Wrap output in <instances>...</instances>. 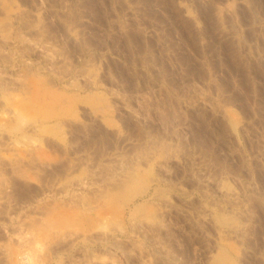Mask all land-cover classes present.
I'll use <instances>...</instances> for the list:
<instances>
[{"label": "rangeland", "instance_id": "374dc122", "mask_svg": "<svg viewBox=\"0 0 264 264\" xmlns=\"http://www.w3.org/2000/svg\"><path fill=\"white\" fill-rule=\"evenodd\" d=\"M40 81L69 113L19 106ZM130 165L154 176L116 213ZM0 176V264H211L225 236L264 264V0H0Z\"/></svg>", "mask_w": 264, "mask_h": 264}, {"label": "bare ground", "instance_id": "6f19581e", "mask_svg": "<svg viewBox=\"0 0 264 264\" xmlns=\"http://www.w3.org/2000/svg\"><path fill=\"white\" fill-rule=\"evenodd\" d=\"M9 3V2H8ZM6 7V6H5ZM8 8V7H7ZM6 9V8H5ZM77 12V11H76ZM235 12V11H234ZM70 16V15H69ZM7 19V18H6ZM223 21V20H222ZM73 22V21H72ZM30 23V22H29ZM10 24V23H9ZM72 25V24H71ZM235 29V28H234ZM238 30V29H237ZM235 32V31H234ZM151 59V58H150ZM26 74V73H25ZM27 75V74H26ZM35 76V75H34ZM34 76L32 78H34ZM38 78V77H37ZM36 80L34 81H37ZM27 80V79H26ZM28 83V81H26ZM41 84L37 85L35 90L29 89V91L33 92L32 96H29L25 99H22L19 102V106L24 107L26 110H28L29 112H33L35 114V116H43L46 118H53V117H63L64 115H66L67 113L70 112V110L68 111V108H62V107H58L60 106V103L62 101H64L65 103L68 102L67 105H70V102L73 99V97L71 95H66L65 93L61 92V90H55L52 87H45L43 86V82L40 81ZM45 82V81H44ZM49 82V81H48ZM34 83V82H33ZM29 84V83H28ZM46 84V83H45ZM25 85V84H24ZM52 85V84H51ZM34 86V84H33ZM167 95V94H166ZM74 97H76L74 95ZM70 98V99H69ZM79 98V97H77ZM84 99V98H83ZM87 99V98H85ZM89 99V98H88ZM73 102V101H72ZM91 104V106H93V108H95V110L97 111H106L107 113H109L110 109H111V104L108 100H106V98L104 97H100L99 95H96L90 102H88ZM165 108V107H164ZM71 110L73 109L72 107L70 108ZM177 110V108H176ZM177 112H175L174 114H176ZM178 114V113H177ZM180 115V114H179ZM24 121V120H23ZM233 124H236V119L233 118L232 120ZM57 128L60 129L61 128V123L58 119V123L56 124ZM84 126V125H83ZM21 127H24L23 125ZM87 127V125H86ZM86 127L84 126L85 130H87V133H89L88 131V127L86 129ZM144 133V132H143ZM148 137L146 139V141L148 140V142H152V144L154 145L153 147H157L159 150L158 152L162 153L164 156L167 155H175L178 153H181L183 155V153L185 154V148L182 144L179 143H175V142H170L167 139L158 136L156 134H152L149 133L147 134ZM146 138V135H145ZM31 140V139H30ZM170 140V139H169ZM145 140L143 142H145L147 144ZM142 142V143H143ZM151 144V143H150ZM151 144V145H152ZM138 146V145H137ZM144 146L145 144L141 147H137L139 148L138 150H140V153L142 154V151L144 150ZM149 146V145H148ZM146 146V147H148ZM151 147V148H153ZM150 148V147H149ZM149 148L147 150H149ZM150 148V149H151ZM138 150H135L138 152ZM147 150L145 149V151L147 152ZM155 150V149H154ZM156 151V150H155ZM136 152V153H137ZM150 153V152H149ZM154 152L151 151V154L153 155ZM148 154V153H146ZM158 155V154H156ZM139 156V155H138ZM143 156V155H142ZM146 156V155H145ZM148 156V155H147ZM146 156V157H147ZM159 156V155H158ZM161 156V155H160ZM177 157V156H175ZM179 157V156H178ZM139 158V157H138ZM164 158V157H163ZM166 158V157H165ZM164 158V161H166ZM172 158V157H171ZM180 158V157H179ZM141 159H143L141 157ZM144 159H148L145 158ZM173 159V158H172ZM149 160V159H148ZM161 163V162H160ZM163 164V163H162ZM132 165V164H131ZM129 166L126 170V173L124 175V177H121L120 179H117L116 182L111 183V189L108 190V194L106 193L104 196V199L106 198V201H110L115 203L116 205L114 206L115 209L118 208V210L116 211V213L119 211L120 207H122L120 205V202L122 205H124L125 203H127L128 201L133 202L132 199L133 197H135L137 194H141L140 192L144 191L149 183V181L151 180V178L154 176L152 174V169L146 168V170L143 169H139L138 167H133V166ZM137 165V164H136ZM21 167V165H20ZM45 167V166H44ZM152 167V166H151ZM43 166H40V169H42ZM19 172H24L26 174V171L22 168L18 169ZM17 171V169H16ZM2 176V175H1ZM0 176V185L4 183V181L6 180L4 177ZM217 176V175H216ZM153 179V178H152ZM149 186V185H148ZM105 193V192H103ZM98 194V193H97ZM135 195V196H134ZM142 195V194H141ZM95 196L97 197V195L95 194ZM161 196V195H160ZM94 197V198H96ZM99 197V196H98ZM84 198V197H82ZM81 198V199H82ZM88 198V197H87ZM100 198V197H99ZM103 198V197H102ZM74 199V198H73ZM79 199V198H78ZM92 199V198H91ZM98 200V198H96ZM161 199V198H160ZM89 200V199H88ZM127 200V201H126ZM77 201V200H76ZM81 201V200H80ZM80 201H77L78 203ZM84 201V199H83ZM86 201V199H85ZM124 201V202H122ZM128 202V203H129ZM77 203V204H78ZM89 206H92L91 200L87 201L86 203L84 202V204H87ZM81 204V203H79ZM83 204V205H84ZM110 204V203H109ZM82 205V204H81ZM113 205V204H111ZM85 206V205H84ZM87 206V205H86ZM136 206V204H135ZM134 206V207H135ZM88 207V206H87ZM117 207V208H116ZM86 208V207H85ZM76 209V208H75ZM74 209V210H75ZM83 209V208H82ZM114 209V208H113ZM136 209V210H135ZM135 212L134 214L137 216L138 219L141 220V218H146L148 219L150 222L154 221L156 219V216L158 217V215L154 214V209L151 208L147 202H141L138 203V205L135 207ZM50 210V209H48ZM92 210V209H91ZM51 211V210H50ZM79 211V210H77ZM84 211V210H82ZM122 211V210H121ZM157 211V210H156ZM155 211V212H156ZM48 212V211H47ZM73 212V211H72ZM88 212V211H87ZM79 214V213H78ZM123 215V211L121 213ZM52 215V214H51ZM82 215V214H81ZM121 215V217H122ZM113 216V215H112ZM51 217V216H50ZM64 217V216H63ZM67 222H70L69 224H73V220L72 218H68L64 217ZM159 219V218H158ZM117 220V219H116ZM160 220V219H159ZM218 222L223 226V227H227V232L231 233L232 231H236L238 234L240 233V235H243V229L240 225V221L237 217H235L234 215L232 216H228L226 217L225 215H219L217 217ZM65 221V222H66ZM120 221V224L123 223L120 219L118 220V222ZM113 223H117L113 222ZM140 223H142L140 221ZM160 224V222H158ZM52 223L51 221L48 224L43 225V232L44 234H47V236H50V232L52 231L51 229H53L54 227L51 226ZM137 225V224H136ZM158 225V224H155ZM151 226V227H155ZM58 227V226H57ZM56 227V228H57ZM116 227V226H115ZM150 227V226H149ZM37 228L39 229V226L37 225ZM41 228V227H40ZM56 228H54L53 230H57ZM157 228V227H156ZM37 229V231H38ZM105 229V228H104ZM161 229V228H160ZM41 230V229H40ZM138 230V229H137ZM152 230V229H151ZM42 231V230H41ZM155 231V230H154ZM158 231V230H157ZM156 231V232H157ZM245 231V230H244ZM40 231H38L37 233H39ZM42 232V233H43ZM54 232V231H53ZM59 232V230H58ZM154 232V233H156ZM226 232V234H228ZM41 233V232H40ZM160 233V232H159ZM236 233V234H237ZM55 235V234H54ZM229 235V234H228ZM232 235V234H231ZM156 236V234H155ZM159 236V234H158ZM245 236V235H244ZM225 239L221 242V246L218 248L219 250L217 251V253L214 255V257L211 260V264H241L240 263V248L237 246V242L235 240V242H229V238H231L230 236H225ZM4 250V249H3ZM9 251L11 252V248L8 247L7 249H5V252ZM9 253V252H8ZM7 253V254H8ZM242 255V253H241ZM242 258V257H241ZM22 262L26 261V259L24 258V256H22ZM20 264V263H19Z\"/></svg>", "mask_w": 264, "mask_h": 264}]
</instances>
